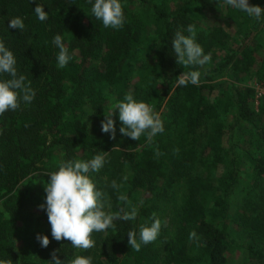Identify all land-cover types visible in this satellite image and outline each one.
<instances>
[{
  "label": "trees",
  "instance_id": "obj_1",
  "mask_svg": "<svg viewBox=\"0 0 264 264\" xmlns=\"http://www.w3.org/2000/svg\"><path fill=\"white\" fill-rule=\"evenodd\" d=\"M134 1L148 11L120 0L125 23L112 29L92 14L94 0H0V40L16 56L18 75L23 74L25 85L35 92L31 103L22 101L17 110L0 115V260L51 264L54 250L63 264L74 254L90 256V249L77 250L70 241L52 238L46 211L38 208L46 193L37 197L21 183L37 174L46 184L47 175L62 163L89 161L110 148L130 169L110 189V213L122 215L121 209L131 212L134 207L137 216L114 221L115 227L98 242L92 264H154L157 255L151 243L133 250L127 233L135 231L139 241L140 223L152 209L160 182L173 181L177 172L186 170L177 212L180 232L165 262L225 264L237 250L264 260V94L253 106V87L232 82L237 74L249 72L264 84V14L256 20L225 0H179L168 10L161 2ZM252 2L264 9V0ZM37 3L48 12L47 20L37 18ZM216 5H223L224 17L236 29L242 28L230 45L229 33L220 24L207 31L199 26V12ZM15 17L23 19V30L8 27ZM189 24L196 26L195 41L211 54L203 68L176 63L174 34L191 35ZM57 34L71 56L63 68L53 43ZM190 71L200 72L199 85L177 86L178 76ZM8 78L0 74V80ZM130 78L134 100L150 105L163 121L164 131L151 143L146 135L134 141L101 131L105 115L118 111L102 88L126 87ZM123 101L119 96L118 102ZM227 111L231 121L226 124L220 115ZM117 116H112L114 126ZM194 157L198 161H192ZM244 169L249 177L241 181ZM122 195L126 201L119 199ZM234 220L247 245L232 236ZM192 232L196 237L190 239ZM37 234L48 236L47 248L41 247Z\"/></svg>",
  "mask_w": 264,
  "mask_h": 264
},
{
  "label": "clouds",
  "instance_id": "obj_2",
  "mask_svg": "<svg viewBox=\"0 0 264 264\" xmlns=\"http://www.w3.org/2000/svg\"><path fill=\"white\" fill-rule=\"evenodd\" d=\"M238 10L246 12L248 16L260 20L264 9L260 6L250 5L248 0H225ZM34 12L40 21L48 19V12L43 10L42 4H36ZM92 14L97 20L102 21L105 28L120 29L124 26L125 18L120 0H94L91 8ZM8 27L17 30L25 28L23 19L15 17L9 20ZM196 26L189 24L187 32L191 35L185 36L181 31L174 34L172 48L175 53L176 63L185 67L189 65H205L211 59V54H205L202 46L198 44L195 37ZM53 43L59 48L57 56L58 66L65 67L71 60L68 49L63 43V38L57 34ZM17 59L12 51L8 50L0 40V74H7L6 80H0V115L8 111L17 110L21 102L31 103L35 97L34 90L25 85L26 77L17 73ZM199 85L200 72L190 71L181 73L177 79V86ZM118 111L105 115L101 121V131L111 133L110 138H115V126L112 116L118 112L121 127L120 133L134 141L146 135L149 143L158 133L164 131L163 121L158 113L145 102H137L131 94H126L124 101L117 106ZM159 154V153H157ZM105 163L103 155L97 154L89 161H67L59 166L58 171L47 175L48 180L44 184L46 196L44 203L38 208L46 211L48 223L51 229V236L56 241H70L74 248L88 250L95 247L92 239L93 232H104L110 227H115L114 221H130L137 216L136 208L131 212L106 213L104 211L105 201L103 193L96 189L95 184L87 175L91 172H98ZM116 188L115 181L111 185ZM120 200L126 201V196H120ZM110 207V205H108ZM150 226L141 225L139 241L135 231H128V244L131 249L139 251L142 245H148L156 241L161 232L162 222L155 218ZM166 226V223H165ZM196 233H190V239L195 238ZM36 239L41 247L47 248L50 241L48 236L37 234ZM56 251L51 253V264H63L57 258ZM0 264H12L11 260H0ZM71 264H92V257L77 256Z\"/></svg>",
  "mask_w": 264,
  "mask_h": 264
},
{
  "label": "rangeland",
  "instance_id": "obj_3",
  "mask_svg": "<svg viewBox=\"0 0 264 264\" xmlns=\"http://www.w3.org/2000/svg\"><path fill=\"white\" fill-rule=\"evenodd\" d=\"M131 6L136 7L137 11H140V8H143L145 11H148V8L146 5L140 6L136 3L134 0H127ZM179 0H152L153 3H160L161 2V8L164 10H168L172 8L176 3H178ZM250 5H253L252 0H248ZM224 7L223 5H216L212 8L203 9L199 12L198 16V23L201 29H204L205 31L209 30L212 26V24H220L222 27H224L228 33L230 38L227 41V45H230L231 40L233 38L237 39L242 34V28L236 29V24H233L230 20L226 19L224 17ZM248 16V14H246ZM248 25V23H246ZM246 25V26H247ZM241 27V26H240ZM148 36L153 37L152 29L150 30L148 28ZM263 44H262V51L263 53L260 54L264 57V36L261 34ZM150 55V47L146 51L144 58L148 59ZM206 65V64H205ZM203 65V66H205ZM199 68H203L201 65H197ZM234 81L236 83H242L247 84L248 86L253 87L254 91V101L253 106H255V103H257L258 98H260L264 94V84L258 83L254 77H252V74L249 72L244 74H237L234 78ZM126 87H116L115 89L111 88H102L103 95H108L109 103L110 104H117L118 105V97L123 96L127 93H133V85L134 81L130 80L127 81ZM126 90V91H123ZM220 88L215 91V94H218L220 92ZM123 91V92H122ZM121 93L116 97L118 93ZM121 98V97H120ZM221 119L224 121V123H229L231 121V112L227 111L225 114L220 115ZM121 122L119 121V115L117 116V125L115 126V135L118 137L123 136V134L120 133L119 129L121 127ZM201 145L198 144L196 148L199 150L201 154ZM55 156L57 154H54ZM105 163L104 166L98 171V172H89L87 175L89 178L93 181V183L96 186V189L101 191L103 193V199L105 201V208L104 211L106 213H110L109 209V196H110V189L112 182L115 181L116 178H121L130 173V169L127 166L126 163L122 160L121 154H116L112 152V149L110 148L107 152L103 154ZM198 158L194 157L191 159L194 161ZM193 163V162H192ZM243 170V168H242ZM245 170L243 171V174L245 173ZM189 170H186L185 173H181L177 175L179 172L176 173L174 176L173 181H168L166 183L160 182L158 191L156 195L153 198L152 201V209L151 211L142 219L141 225L150 226L153 222V214H155V218H158L162 222L161 232L156 241L152 242V248L156 252V260L154 264H168L166 263V254L169 250V247L171 246L172 240L174 237L180 232V222L178 218V207L180 205V202L184 196L185 193V183L184 179L186 177V173H188ZM190 173V172H189ZM185 174V175H184ZM241 176V181L248 179V175L244 174ZM44 182L41 180L37 174H31L29 175L25 180L22 181L21 186L24 188L25 186L29 188L30 191H34L36 196H42L44 192ZM234 206H231V210H234ZM235 219V218H234ZM166 223V226H165ZM231 229H234L235 231H232V236L236 241H240L242 245H247L249 243L248 238H245L240 234V230L238 229L237 221L234 220L230 223ZM105 232V231H104ZM104 232H93L92 239L95 241V247L90 249V256L94 257V254H96L98 242L100 241L102 235ZM258 245V244H257ZM256 244H254L252 247L259 248ZM262 249L264 251V243L262 244ZM77 250H81L78 249ZM77 257L76 254L73 255L71 258L69 264H71V261L74 260ZM204 264V263H200ZM225 264H264V260H259L255 258H249L247 256V253L243 251H235L232 254H230L226 260Z\"/></svg>",
  "mask_w": 264,
  "mask_h": 264
}]
</instances>
